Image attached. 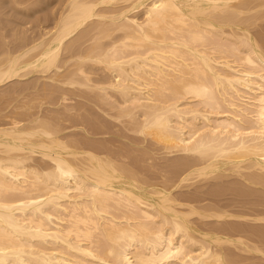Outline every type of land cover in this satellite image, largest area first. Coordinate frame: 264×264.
Returning <instances> with one entry per match:
<instances>
[{"label": "bare ground", "instance_id": "bare-ground-1", "mask_svg": "<svg viewBox=\"0 0 264 264\" xmlns=\"http://www.w3.org/2000/svg\"><path fill=\"white\" fill-rule=\"evenodd\" d=\"M55 6L0 28L47 103L1 113L0 264H264V0Z\"/></svg>", "mask_w": 264, "mask_h": 264}, {"label": "rangeland", "instance_id": "rangeland-1", "mask_svg": "<svg viewBox=\"0 0 264 264\" xmlns=\"http://www.w3.org/2000/svg\"><path fill=\"white\" fill-rule=\"evenodd\" d=\"M1 1H2V2H0V5H1L2 3H4V4H2V5L0 6V12H2V11H1V10H2V7H4V8H3V12H2L1 15H0V19L2 18V20H0V21H1V23H0V28H1V29L3 28L2 25L4 26V28H5L6 25H8V26L5 28V29H6V32H5V29H3V30H4L3 32H4V33H9V32H11V29H12V27H13L12 24H14V27H13V28H15V30L17 29L16 31H21L23 28H26V29L28 30V28H30V26H31V27H32L31 30L29 29V32H30V33L28 32V35H30V34H31V31H32L33 28H36L37 30H36V29H33L34 32H32V33H35L36 31L38 32V28H39V18H42L44 15H46L47 13L49 14L50 11L54 10V9L56 8L55 5H56V1H57V0H55V1H54V0H52V1H51V0H46V1L44 2L45 5H44V4H42V5H40V4H38V5H34L33 7L30 8L31 10L33 9V10H32L33 13H32V11H30V9H28V10L26 11L23 7H20V5H18V4H15L16 6L13 5L12 2H11V0H10V1H9V0H1ZM19 1L21 2V4H24V5H22V6H26V5H29V4L31 3V1H34V0H30V1H27V0H25V1H23V0H19ZM53 1H54L55 3H54ZM10 2H11V4H10ZM8 3H9V4H8ZM27 3H28V4H27ZM46 3H47V4H46ZM53 3H54L55 5H52ZM6 4H7L8 6H5ZM9 5H11V6H10L11 8L9 7ZM13 6H14V7H13ZM35 6H37V7H39V8L37 9V7L35 8ZM44 6H45V7H44ZM52 6H53V7H52ZM5 7H6L7 9H6ZM16 7H18V8H16ZM40 7H41V8H40ZM48 7H49V8H48ZM8 8H9V9H8ZM21 8H23V10H24L25 12H24ZM34 8H35V9H34ZM45 8H46V9H45ZM50 9H51V10H50ZM7 10H8V11H7ZM35 10H36V12H35ZM45 11H46V12H45ZM48 11H49V12H48ZM10 12H11V13H10ZM23 12H24L25 15L23 14ZM30 12H31V13H30ZM20 13H21V14H20ZM26 13H27V14H26ZM2 14H3V15H2ZM4 14H5V15H4ZM6 14H7V15H6ZM19 14H20V15H19ZM8 15H9V16H8ZM15 15H16V16H15ZM26 15H27V16H26ZM40 15H41V16H40ZM1 16H2V17H1ZM3 16H5V17H3ZM7 16H8V17H7ZM18 16H19V17H18ZM28 16H29V17H28ZM37 16H38V17H37ZM16 17H17V18H16ZM6 18H7V20H9L10 22L7 21ZM27 18H28V19H27ZM35 19H36V20H35ZM31 20H32L33 22H31ZM2 21H3V22H2ZM6 22H7V23H6ZM3 23H4V24H3ZM5 23H6V25H5ZM10 23H11V25H9ZM26 24H27V25H26ZM37 24H38V25H37ZM11 26H12V27H11ZM35 26H36V27H35ZM10 27H11V28H10ZM18 28H19V29H18ZM7 29L10 30V31H8ZM26 29H25V30H26ZM23 30H24V29H23ZM35 30H36V31H35ZM0 32H2V31L0 30ZM4 33H0V34H4ZM9 34L11 35L12 33H9ZM9 34H5V35L8 36ZM10 35H9V37L11 38L12 35H11V36H10ZM32 35H33V34H32ZM34 35H35V34H34ZM9 37H7V40L5 39V40L7 41V43H6V44H7V48H9V47L12 48V47L15 46V45L17 46L18 43L16 44V41L14 40V41H15V45H13V43H12L13 40H12V38L10 39ZM9 42L12 43V45H13L12 47H11V43H10V45L8 44ZM8 45H9V46H8ZM12 49H13V48H12ZM12 49H11V50H12ZM29 76H30V77H29ZM31 76H32L33 78L38 77V78H36V81H35V79H32L33 82H31V84H33V86H34V81H35V83H38L39 81H42V80H41L42 78L40 77V78H41V79H40V78H39V75H37V74H35V75H34V74H30V75H27V76L23 77L24 79H23V78H22V79H19V81H20V84H19V85H21V86H23L24 84L26 85V83H27L28 81H29V83H30V80H31V79H29V78H32ZM25 78H26V79H25ZM23 80H24V82H23ZM27 80H28V81H27ZM32 80H31V81H32ZM14 81H17V82H18V80H14ZM14 81H13L12 84L10 83L11 86L14 85V87H13V86H12V87H8L9 84H7L6 87L4 86V87L6 88V91H5V88H4L3 91H4L5 93L2 91V92H3V95H1L2 92L0 91V93H1L0 95H1V100H2V101H4L5 103H7V99H8V98L10 99V100L8 99L9 101H8V103H7V104H9V105H7V104L4 105V104H5L4 102H3V105H2V103H0V105H1V106H0V111H2L1 108H2L3 106L6 108V109H5V108L3 107L5 110H3L2 112H0V117L3 116L1 113H4V112H5L4 114L6 115V113H8L10 110H11V112H13L12 109H14V107H12V105H13L14 103H17L16 100L18 101L19 96H20V95H23V94H24L23 96H25L24 100L26 99V100L24 101V102H25V106L23 105L24 107H26V103H27L28 105H30L29 103L32 102V101H31L32 99H30V98H34V99L36 98L35 100H36L37 103L33 104V107H34V106H37L36 108H38L39 105H36V104H38L39 102L42 103V104L44 105V107L47 106V103L44 102V101L42 102V100H41L42 95H41L40 98H38L37 96H39V95H38L39 93H38V92H37L36 94L33 93L34 89L31 90V88H33L32 85H31V87H30L29 84L27 83L30 89H27L28 87H26V86H25V89H24V88H23L24 86H23L22 88H23L24 90H23L22 93H20L22 89H21L20 86H19L20 88L17 86L18 84H17V85L14 84ZM21 81H22L24 84H23ZM17 82H16V83H17ZM22 84H23V85H22ZM15 85H16V87H15ZM9 86H10V85H9ZM1 88H3V87H1ZM8 88H9V89L11 88L10 90H12V89L14 88V89H13V90H14L13 92H15V93L18 92V93H20V94H19V95H16L15 98H14V96H11V94H14V95H15V93H13L12 91H10V92H9L10 95H8V93H7V89H8ZM15 88H17L18 91H17ZM20 89H21V90H20ZM15 90H16V91H15ZM28 90H29V91H28ZM11 92H12V93H11ZM28 92H29L30 95L35 94V95H34L35 97L30 96V95L28 94ZM35 92H36V91H35ZM6 93H7V94H6ZM16 94H17V93H16ZM5 95H7L8 97L5 98V99H2V97H6ZM36 95H37V96H36ZM23 96H22V97H23ZM27 96H28V99H29V100L27 99ZM29 96H30V97H29ZM12 98H14L13 101H12ZM38 99H39L40 101H39ZM5 100H6V101H5ZM20 100H21V97H20L19 101H20ZM35 100H34V101H35ZM44 100L47 101V99H44ZM2 101H1V102H2ZM19 101H18V102H19ZM29 101H30V102H29ZM34 101H33V102H34ZM38 101H39V102H38ZM9 102H12L13 104H12V103H9ZM45 103H46V104H45ZM11 104H12V105H11ZM18 104H20L19 106L22 105L20 102H19ZM18 104H16V105L18 106ZM23 104H24V103H23ZM42 104H41V107L44 108ZM7 106H8V107H7ZM14 106H15V104H14ZM17 106H15V107H17ZM30 106H31V105H30ZM30 106H29V107H30ZM10 107H11L12 109H11ZM3 108H2V109H3ZM8 108H9V109H8ZM31 108H32V107H31ZM34 108H35V107H34ZM32 110H35V109H32ZM7 111H8V112H7ZM35 111H36V112L39 111V108L36 109ZM11 112H9L6 116H8V115L11 116V115H10ZM5 115H4V116H5ZM12 115H13V114H12ZM0 120H2V119H0ZM5 120H6V119H5ZM5 120H3V121H5ZM6 122H7V121H6ZM0 123H2V121H1ZM3 123H4V122H3ZM227 179H229V178H227ZM230 179H231L232 181H234V180H235V177H230ZM230 179L227 180V182H228L229 184H230V183L232 184V182H229ZM233 179H234V180H233ZM235 181H237V180H235ZM224 182H226V180H224ZM224 182H223V184H225L227 187H226L225 185H222L223 187L225 186V188L222 189L223 187H220V188H219L220 190H224V191H225L226 188L228 189V188H230L231 186H232L231 188L234 189L233 187H236V185H237V184L235 185V183H237V182H235V183L233 182V183H234L233 185H235V186H233V185L229 186V185H227V183H224ZM228 186H229V187H228ZM257 188H258V187H256V188L253 187V190L255 189V191H256V192H255L256 195H255V194H253V195H254L255 197H257V196L260 197V196H261L260 193H259V195H257V192L264 191V190H260V189L258 188L260 191H257V190H256ZM219 189H216V191H217V190L220 191ZM226 191H227V190H226ZM229 191H230V190H229ZM222 193H223V192H222ZM225 193H226V192H225ZM263 193H264V192H263ZM219 194H220V192H219ZM229 194H230V193H228V192H227L226 194L223 193L222 195H219V197L222 196V198H221V197H220V198H221V199H224V197H225L226 195H227V197H228ZM261 194H262V192H261ZM234 195H235V194H234ZM251 195H252V193H251ZM251 195H248V196H249V200L251 199V200L253 201L255 197H254V196H251ZM230 196H231V197H230ZM230 196H229V197H230V198H233V199H230L229 197H228V198H229L230 200H233V202H232L233 204L236 203V202H234L235 199L237 200V202H239L240 200L242 201V200H244V198H245V196H243V198L241 197V199H239V198H240L239 195H236V197H235V196L233 197L232 194H230ZM237 196H238V197H237ZM246 196H247V195H246ZM250 196H251V198H250ZM262 196L264 197L263 194H262ZM262 196H261V197H262ZM227 197H225V198H227ZM252 197H253V198H252ZM259 197L257 198V199H258L257 201H259V202H260V201H263V202H264L263 197H262V198L260 197V198L263 199V200H259V199H260ZM228 198H227V201H226V200H223V202H225V201L228 202ZM234 198H235V199H234ZM237 198L239 199V201H238ZM247 198H248V197H247ZM255 199H256V198H255ZM246 200H247V199H245V201H246ZM249 200H248V202H250ZM252 201H251V202H252ZM254 201L256 202V200H254ZM226 202H225V203H226ZM230 202H231V201H230ZM242 202H244V201H242ZM246 202H247V201H246ZM221 203H222V202H221ZM222 204H223V203H222ZM227 204H228V203H227ZM230 204H231V203H229V205H230ZM242 204H243V203H242ZM253 205H254V204H253ZM251 207H253V206H251ZM209 225H210V224H209ZM209 225H208L207 227H209ZM212 225H214V223H213ZM212 225H211V226H212ZM205 227H206V226H205ZM253 256H254V258L251 257V258H250L251 260H247V261H251V262H252V259H253L254 262H252V264H257V263H259V262H256V261H259V260H260V258H259L260 256H259V255H256L257 259H259V260L255 259V258H256L255 255H253ZM248 258H249V257H248ZM247 261H246V262H247ZM251 262H249V263H251ZM255 262H256V263H255ZM260 262H261V261H260ZM249 263H245V262H244V264H249Z\"/></svg>", "mask_w": 264, "mask_h": 264}]
</instances>
